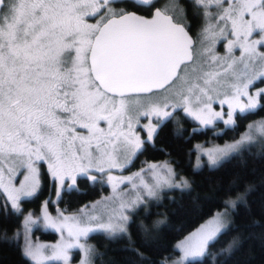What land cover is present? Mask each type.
Here are the masks:
<instances>
[{"label":"snow or ice","instance_id":"1","mask_svg":"<svg viewBox=\"0 0 264 264\" xmlns=\"http://www.w3.org/2000/svg\"><path fill=\"white\" fill-rule=\"evenodd\" d=\"M124 2L0 0V189L16 213L22 211L21 200L35 196L40 187L39 163L47 162L51 177L59 180L61 188L65 179H70L68 188L72 189L77 176L95 182L97 177L89 175L92 170L106 173L122 167L115 155L118 143L121 151L132 155L142 149L144 141L132 132L133 115L126 102L129 94L148 98L147 106L136 113L137 122L139 116H154L160 122L172 116L167 110L171 107L173 112L182 109L205 126L218 120L234 125L236 113L264 109V88L249 93L256 82H264V51L259 50L264 47V0H193L204 9L205 17L214 21L202 29L201 43L214 44L221 38L227 41L225 56H211L212 61H223L222 71L215 72L197 64L178 0L157 8L151 18L114 7ZM140 4L154 6L153 0H140ZM213 7L218 11H208ZM89 19L96 22L89 23ZM236 50H240L239 57L235 56ZM210 51L206 47L196 55ZM225 74H230L234 82L227 83V90L220 92L218 89L225 84L219 77ZM169 92L179 97L178 103L171 104L168 96L159 95ZM213 103L221 108L227 105L228 112L215 111ZM101 121L106 122L107 129L100 127ZM142 127L148 129L151 141L156 127ZM77 128L88 134H81ZM248 128L235 143L205 150L209 164L217 165L224 156L252 144L257 136L264 139V121ZM93 148L98 155H93ZM157 167L149 165L156 177L155 185L145 183L141 177L149 197L156 196L161 186H188L185 179L171 182L175 173L169 166H163L168 173L165 177L155 172ZM17 175H23L19 187L13 183ZM107 179L116 181L114 191L124 182L111 175ZM124 179L131 181L133 177ZM137 202L142 199L137 197L132 204ZM226 204L236 207L235 200ZM129 206L122 203L121 209ZM85 216L81 220L61 213L59 220L54 219L45 202L44 226L60 231L61 241L54 245L33 244L28 233L41 217L28 213L23 221L24 255L34 264H67L69 250L79 248L85 256L81 264H89L91 249L81 243L82 238L98 230L112 235L127 231L124 223L128 217L122 214L115 222L109 217L108 222H97L95 227L92 224L99 218ZM226 216L227 212L217 213L181 240L176 247L182 256L174 264L204 257L215 260L209 245L226 230ZM20 235L17 232L13 239ZM231 250L229 245L221 252Z\"/></svg>","mask_w":264,"mask_h":264},{"label":"trees","instance_id":"2","mask_svg":"<svg viewBox=\"0 0 264 264\" xmlns=\"http://www.w3.org/2000/svg\"><path fill=\"white\" fill-rule=\"evenodd\" d=\"M164 1L156 0L154 6L147 7L150 14L152 8L167 5ZM178 3L184 9L189 31L198 40L206 22L204 9L193 0H178ZM141 8L145 7L136 6L135 10L141 11ZM149 10L142 12L149 13ZM261 103L264 104V98ZM236 117V123L223 130L220 122L199 129L195 121L179 111L160 125L154 143L145 145L135 164L171 161L177 172L189 179L190 187L169 190L140 207L132 214L127 234L115 237L92 234L89 240L94 247L96 264H167L168 259L179 254L175 249L177 241L221 211L231 198L238 202L232 211L230 226L209 245L215 260L204 257L187 264H264V139L258 137L215 167H194L196 142L233 141L250 123L264 121V109L238 113ZM43 178L40 193L22 201L24 210L39 208L43 197L53 188L46 171ZM107 190L106 185L91 184L88 178L79 177L75 188L63 190L58 205L65 211H75ZM22 222V212L16 213L9 205L0 209V264H33L24 255L20 240L13 239ZM36 235L45 240H55L58 236L54 231L40 228L36 229ZM229 245L231 252L222 253Z\"/></svg>","mask_w":264,"mask_h":264},{"label":"rangeland","instance_id":"3","mask_svg":"<svg viewBox=\"0 0 264 264\" xmlns=\"http://www.w3.org/2000/svg\"><path fill=\"white\" fill-rule=\"evenodd\" d=\"M226 6V5H225ZM208 11L215 13L218 10L213 7L211 9H209ZM208 23H214V21L212 20L211 17H206V22L205 25ZM205 27V26H204ZM231 38V37H229ZM255 38H259L258 36H256ZM202 40V36H199V39L196 40V45L194 47V52H195V56H196V60H197V64L203 65L204 66V70L205 71H222L220 65L223 63V61H212L211 60V56L212 55H216V56H220L223 57L226 55V44L227 41L224 39H219L218 42L216 43H212L211 41H205L204 43H201ZM209 47L212 49V51L204 54V55H196L198 52H201L204 48ZM260 51H264V47H261L259 49ZM235 56L239 57L240 56V50H236L235 51ZM219 79L222 81V83L225 84L224 88H220L218 89V91L223 92L226 91V84L230 83V82H234L231 80V76L230 74H225V75H221L219 77ZM260 88H264V82L262 81H258L254 84V86H252L249 89V93L252 94L254 93L256 90L260 89ZM159 95H165L168 96L169 98V102L171 104H176L179 101V97L174 96L171 92L169 93H161ZM220 99L223 98V96L221 95L219 97ZM118 99V98H117ZM126 102L129 104L130 109H131V114L133 115V122H132V132L135 133V135L139 136V138L144 141L143 147L142 149L145 147V145L149 142V143H154V139H155V135L160 127V125L167 119L173 117L175 114H177L179 111H181L185 116L189 117L190 119H192L193 121H195L198 124V128L199 129H204L210 126H215L216 123L220 122L223 123V121H216L213 124L210 125H202L198 120L193 119L191 116L187 115L182 109L177 108L174 112L172 110L171 107H169L167 110L172 112V116L166 119H162L160 122H158V119L154 116H149V117H144V116H139L138 118V122L136 119V113L138 110H143V107L147 106V102H148V98L145 97L144 95H131V96H127L126 97ZM246 102V101H245ZM143 106V107H142ZM212 107L215 111L219 112V111H223L225 114L228 112V107L227 105H224L223 108H221V106L219 105V103H213ZM237 114L236 113L234 115V119L236 121L237 119ZM227 118V116L225 115V119ZM258 121H255L253 123L250 124H255ZM144 125H148L149 127L151 126H155L157 131L153 134L152 140L149 141L148 140V129L145 127H142ZM233 125H225L223 123V127L220 130H223V128L225 127H232ZM100 127L107 129V124L104 121L100 122ZM125 131H128L127 128L124 129ZM78 132H81V134L83 135H87L88 133L86 131H82L80 128H77ZM249 131V128L242 134L240 135L237 139L233 140V141H227L224 143H204V142H196L194 149L196 150V154H195V159H194V167L196 169L198 168H202L203 166H210V167H215L217 165H219L220 163H222L224 160L230 158L231 156H233L234 154H237L238 152H240L244 147H246V145H243L240 147V149L237 152H232L226 156H224L223 158H221L219 160V163L215 166H211L208 162V157L207 155H205V150L207 149H213V148H224L226 145H230L235 143L236 141L240 140L241 137ZM258 139V136L256 137L255 141ZM116 157L118 162L122 165V167L119 168H113L110 172H106V173H98L95 170H92L89 175L90 176H96L97 179L95 182L91 181L89 178L90 183H96L99 182L102 185H106L108 187L107 192L103 193L100 197L96 198L93 201H90L89 203H87L86 205L78 208L75 211H65L63 209H61L58 205V197H57V192L59 191L60 195L63 192V190H71L68 188V185L71 184V180L70 179H65L64 181V187L61 188L60 187V182L59 180H53V178L51 177L49 170H48V166H47V162H41L37 165L38 169H39V182H40V187L36 193L35 196L32 197H26L23 198L21 200V209H22V213H23V221L24 218L28 215V213H32L33 217H41L40 222L37 225L32 226L31 231L28 233V237L29 240L33 243V244H43V245H54L57 244L61 241V232L56 230V229H52V228H47L44 226L43 220H42V216H43V212H44V205L45 202H47V212L48 214L53 217L54 219L59 220L60 218V214L63 213L64 216H74L77 218H80L81 220L85 219L86 216L85 214H87L88 216H95L98 217L99 220L98 221H94L92 226L95 227V224L97 222H102V223H106L109 220V217H111L113 219V221L115 222L116 218L118 216H120L121 214L124 216H127L128 219L127 221L124 223V227L126 228V233H118L115 235L109 234L103 230H98L95 232H91L89 233L88 237L86 239L82 238L81 239V243L85 244L86 247L91 249V252L89 253V264H96L95 260H94V247L92 246V242L89 240V237L94 234V233H105L108 236L111 237H115V236H119L122 234H127L128 233V228H129V223L130 220L132 218V214L138 210L140 207H142L145 204H148L149 202H151L154 199L160 198L165 192L178 188V187H168V186H161L159 189H157V195L153 196V197H149L146 193V191L143 188V185L141 184V177L143 178V181L149 185H155L156 182V177L154 175V172L152 170L149 169V165H157V169L155 170L156 173L159 174L160 177H165L168 176V173L165 171L164 169V165L169 166L173 172L175 173L174 178H171V182L173 184L179 182L181 179H185L188 181V186L187 187H182L181 189H187L190 187V181L187 177L179 174L175 168V164L171 161L168 160H164V161H148V162H140V164H135V159L138 156V152L135 153V155H132L131 153H126L121 151V145L118 143L116 145ZM109 151H111L112 149L109 148ZM93 155H98V153L95 151V149L93 148ZM197 158H199V163H200V167H197ZM143 170V171H142ZM43 171H46L48 173V175L50 176V182L53 185V188H51V191L49 190V192L43 197L42 201H41V205L39 208L37 209H29V210H24V205L22 203L23 200L25 199H33L34 197H36L41 189L43 188V184H44V178H43ZM140 173V176H136L135 174ZM108 175H111L117 179H123L124 182L123 183H119L118 186L116 187L115 191L113 190V184L116 183V181H112L109 182L107 177ZM79 177H84V176H77V179ZM127 177H133V179L131 181H128L124 178ZM87 178V177H85ZM76 179V180H77ZM23 180V175H17L15 177V179L13 180V183L15 184L16 187H19V182ZM135 185V187H134ZM137 197H140L142 199V202H137L136 204H132L133 201L137 200ZM228 200H235L236 203L238 202V200H236L235 198H231ZM227 200V201H228ZM126 204V205H131L129 207H125L124 209H121V204ZM4 205H9L11 207V203L10 201H7L6 199V193L3 191V189H0V209L4 206ZM95 205V207L93 208L92 206ZM234 210V208L230 207L229 205L225 206L221 211H217L214 215H212L211 217H209L207 220L203 221L198 227H196L195 229H193L192 231H190L187 235H185L183 238H181L180 240L177 241L176 245L179 244V242L181 240H183L185 237H187L188 235H190L192 232L196 231L198 228H200L202 225H204L205 223H207L209 220L213 219V217L216 216L217 213H222V212H227V216L225 217V222L227 224V228H229L230 223H231V214L232 211ZM69 223H72V221H69ZM42 229V230H51L57 233V238L55 240H45V239H41L38 235H36V229ZM19 232L21 233V235L17 238L20 240L22 247L24 249V245H25V239H24V227H23V222H22V226L16 231V233ZM15 233V236H16ZM65 238H67V233H64ZM175 245V249L179 251V254L171 257L170 259L167 260V264H174L175 261H179L180 257L182 256L181 251L176 247ZM46 253L50 252V249H46L45 250ZM68 256H69V260L67 261V264H81V262L85 259L84 256V252L79 249V248H73L70 249L68 252ZM29 258V257H28ZM30 259V258H29ZM196 259H201V258H196ZM31 260V259H30ZM195 260V259H194ZM32 261V260H31ZM32 263L34 264V262L32 261ZM54 263H58V264H64L63 261H51L49 262V264H54Z\"/></svg>","mask_w":264,"mask_h":264},{"label":"flooded vegetation","instance_id":"4","mask_svg":"<svg viewBox=\"0 0 264 264\" xmlns=\"http://www.w3.org/2000/svg\"><path fill=\"white\" fill-rule=\"evenodd\" d=\"M156 0H153V2H155ZM165 4H169L170 3V0H165L164 1ZM132 5H134V7L136 8V6H141V7H145V8H141V11H137L135 10V8L132 7ZM150 5H144V4H140V0H135V3H133V0H125L124 3H118V4H115L114 7H117V8H124L126 9L127 11L129 12H135V13H139L141 15H144V16H152L155 9L157 8H160V9H163L165 6H156L154 8H152V12L150 14V10L147 8L149 7ZM144 9H147L149 10V13H144L142 12ZM96 20L95 19H89V23H95ZM195 37V36H194ZM195 39L197 40V38L195 37Z\"/></svg>","mask_w":264,"mask_h":264},{"label":"water","instance_id":"5","mask_svg":"<svg viewBox=\"0 0 264 264\" xmlns=\"http://www.w3.org/2000/svg\"><path fill=\"white\" fill-rule=\"evenodd\" d=\"M156 10V9H155ZM155 12V11H154ZM137 15H139V16H143V17H146V18H151V16H144V15H141V14H139V13H136ZM154 14V13H153ZM187 31H188V34H189V36H191L192 37V40H193V52H194V47H195V45H196V39H195V37H194V35L189 31V29H188V27H187ZM194 55H195V52H194ZM131 95H134V94H129L128 96H131ZM141 95H143V94H141Z\"/></svg>","mask_w":264,"mask_h":264},{"label":"bare ground","instance_id":"6","mask_svg":"<svg viewBox=\"0 0 264 264\" xmlns=\"http://www.w3.org/2000/svg\"><path fill=\"white\" fill-rule=\"evenodd\" d=\"M207 143V142H206Z\"/></svg>","mask_w":264,"mask_h":264}]
</instances>
